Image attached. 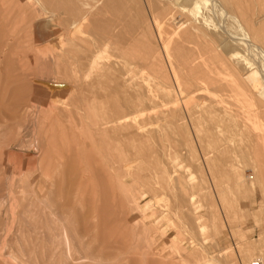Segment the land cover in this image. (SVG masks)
<instances>
[{
	"label": "rangeland",
	"instance_id": "obj_1",
	"mask_svg": "<svg viewBox=\"0 0 264 264\" xmlns=\"http://www.w3.org/2000/svg\"><path fill=\"white\" fill-rule=\"evenodd\" d=\"M42 1L0 0V264H264V152L254 145H259V142L249 135L251 131L264 133V119H259L254 129L242 126L240 135L236 138L231 136L234 139L227 144L231 142L229 146L236 149L231 156L212 155L214 158H206L201 150H209L215 144L222 145L224 137L229 135L221 134L222 131L225 133L224 127H220L223 125V106L215 101L212 109L208 106L203 111L192 109L188 105L186 89L187 82H195V77L186 76L184 82L175 83L167 57H164L165 53L158 44L159 22L154 21L152 16L171 10L172 6L173 10L177 8L179 13H185L192 0H150L151 3L148 0H125L127 2L121 5H117L116 0ZM198 5L194 9L201 7L206 14L204 25L207 28L218 26L216 32L225 30L237 34V29L228 25L227 14L224 17L220 15L223 12L217 5L209 0ZM122 12L124 15H121ZM82 13H85V18ZM217 15L223 18H217ZM78 16H83L88 23L68 40L67 32L75 27ZM51 18L54 24L52 21L48 23L47 28H51H46L47 32L33 26L34 20L41 23ZM131 21L136 23L131 24ZM55 30L57 33H54ZM55 35L59 40L53 37ZM140 37L144 42L149 41L153 47L152 54L165 62L161 63L160 70L166 80L161 79L158 70L155 73L141 69V76L140 68L129 62L128 57L131 58L134 53L130 43L135 38L141 41ZM228 38L219 44V48L227 42L230 45L237 43L229 42ZM74 53L78 54L83 64L72 60ZM91 54L96 58V66L90 69V85L76 81L74 87L72 71L79 73L82 68L85 71V60L91 58ZM22 56L25 58L23 61ZM103 65H109V69L102 68ZM130 65L137 72L139 69V74ZM257 66L264 76V64ZM127 67L132 69L130 74ZM124 70L127 75L123 74ZM143 72L149 75L143 76ZM136 74L140 79H148V84L151 80L150 85L156 81L158 84L153 83L152 88L142 79L138 81ZM120 75L123 76L122 81L117 78ZM127 76L134 80H129L128 85L123 84L125 78L129 79ZM166 82L168 86L164 84ZM137 85L141 86V90ZM155 86L157 91L154 96ZM135 88L139 92H135ZM158 91L160 94H157ZM145 92L154 97L150 96L151 103ZM139 93H142L141 97ZM134 98L135 101H132ZM141 98L143 103L139 102ZM131 104L139 106L131 108ZM188 109L191 112L185 111ZM162 110L165 111L163 114ZM103 112L114 115L124 112L125 116L132 118L127 116V122L125 119L119 121L120 127L110 132L116 150L113 160H117L121 151L123 154L127 152L125 158L126 154L130 156L126 158L127 171L121 168L107 171L92 165V150L100 141H87L84 127ZM160 112L166 119H162L163 122H159L162 118ZM194 117L202 125L194 124L197 121L191 123ZM177 118L180 120H175ZM211 118H214L215 125L216 122L218 124L213 126L218 144L213 134L212 137L204 134L209 124H213ZM129 119L134 122H129ZM209 120L211 123H208ZM190 123L196 127H191ZM122 125L129 127L127 129ZM141 128L144 136L141 135ZM137 129L140 130L137 132ZM193 129L195 134L198 131L196 138ZM129 130L131 134H128ZM200 136L205 139H199ZM86 149L91 151L88 157ZM164 171H172L170 177ZM78 172H85L82 182L78 180ZM96 173H99L98 177ZM189 193L194 195L190 203ZM127 212L131 215L128 216ZM198 215L203 216L200 222H193V217ZM199 224L204 226L202 230H199ZM64 229L69 236V250L64 244ZM147 237L154 240L152 246L146 241ZM60 248L62 251H58ZM152 248H156L155 251Z\"/></svg>",
	"mask_w": 264,
	"mask_h": 264
},
{
	"label": "bare ground",
	"instance_id": "obj_2",
	"mask_svg": "<svg viewBox=\"0 0 264 264\" xmlns=\"http://www.w3.org/2000/svg\"><path fill=\"white\" fill-rule=\"evenodd\" d=\"M23 1V0H22ZM45 0H43L42 2H44ZM131 1V0H130ZM150 3L151 1L148 0ZM147 1V2H148ZM177 1H181V0H177ZM205 0H192V2L188 5L187 7V12L185 13H179L177 10V8L175 10H173V6L170 7L171 10H164V13H161L160 14H155V16H152V18H154V21H158L159 24H158V41H159V45L161 46V48L163 49L165 55L164 57H167V60H168V63H169V66H170V72L172 74V76L174 77L175 79V83H180L181 81L184 80V78L187 76V77H191V76H194L195 77V82H187L188 83V87H187V91H188V105L194 109V108H199V110L201 109H206L205 107L208 106V108L210 109L211 106L215 105L213 103H216L215 101H219L221 102L222 106H223V117L221 118L222 119V123L223 125L221 124L220 127H224V131L225 133H222L221 134H226L228 133L229 135H226L224 137V143H222V145H214L212 146L209 150L208 149H204V150H201L203 151V155L207 158L209 156H214V155H218L220 157H228L229 155L231 156V153H233L234 148L230 147V143L229 145L227 144L229 141H232V138L231 136H235L236 138V135H238L239 133L241 134L242 132V126L243 127H248L250 126V128L252 127V129H254L253 127H256L257 123L259 124V119H264V76L261 75L259 73V70H258V64H264V0H209L210 3H212L213 5H217V8L220 9L221 12H223V14L219 13L218 10V14H220L221 16L223 15L224 17V14H227V18H228V25L229 26H232L234 27L235 29H237V34H230V32H226L224 30V32L222 31L221 33L220 32H216L215 31V28L217 27H213L212 29L211 28H207L205 25H204V22L206 20V14L203 13L201 7L199 9H201V11L198 9V8H195V5L199 4L200 3L202 4ZM117 2V3H116ZM116 4L117 5H121L123 2H127L125 0H116ZM135 2V1H133ZM132 2V4H133ZM148 2V3H149ZM170 2V1H169ZM208 2V1H207ZM45 3V2H44ZM72 3V2H71ZM138 3V2H137ZM161 3V2H160ZM47 4V3H46ZM54 4V3H53ZM63 4V3H62ZM73 4V3H72ZM111 4V3H110ZM109 4V5H110ZM115 4V5H116ZM168 4V3H167ZM171 4V3H170ZM48 5V4H47ZM46 5V6H47ZM65 5V3L63 4ZM74 5V4H73ZM198 5V6H199ZM211 5V4H210ZM75 6V5H74ZM137 6V5H136ZM135 6V8H136ZM201 6V5H200ZM71 7V6H70ZM118 7V6H117ZM150 7V6H149ZM166 7V6H165ZM169 7V6H168ZM175 7H178L175 6ZM197 7V6H196ZM214 7V6H213ZM44 10H45V7L43 6L42 7ZM111 8V7H110ZM138 8V6H137ZM167 8V7H166ZM165 8V9H166ZM215 8V7H214ZM216 8V9H217ZM2 9V8H1ZM139 9V8H138ZM212 9V8H211ZM7 10V9H6ZM5 10V11H6ZM141 10V9H139ZM151 10V9H150ZM29 11H32V10H29ZM118 11V10H117ZM135 11V9H134ZM138 11V10H137ZM137 11L135 13H137ZM179 11H180V8H179ZM182 11V10H181ZM186 11V10H185ZM213 11V9L211 10ZM125 12V11H124ZM139 12V11H138ZM46 13V12H45ZM157 13V12H156ZM22 14V12H21ZM25 14V13H24ZM29 14V13H28ZM85 14V13H84ZM82 13V15H84ZM153 14V13H152ZM151 14V15H152ZM27 14H25L24 17H26ZM121 15H124L123 12ZM141 18H143L144 16L141 14ZM218 17L217 18H220L222 19L219 15H217ZM24 17L21 19L22 22L24 20ZM135 17V16H133ZM136 17H137V14H136ZM216 17V16H215ZM31 18V17H30ZM77 18V17H76ZM84 18H85V15H84ZM83 18V16H78V18L76 19V22L75 23V27L72 29L71 27V30H69L67 33V36H72V34L77 33L78 32V29L80 27H83V26H86V24L88 22L87 19L85 21V19ZM138 19V18H136ZM157 19V20H155ZM216 19V18H215ZM225 19V18H224ZM26 20V19H25ZM131 20V19H130ZM134 20V18H133ZM31 21V20H30ZM52 21V18L51 19H45L43 20L41 23L40 22H37V20H34L32 23H33V26L37 29H44L46 32V28H47V25L48 23H50ZM136 21V20H135ZM226 21V20H224ZM8 22V20H7ZM28 22V21H27ZM143 22V20L141 21ZM30 23V22H29ZM51 23L54 24V22L52 21ZM50 23V24H51ZM56 23V22H55ZM58 23V21H57ZM134 21H131V24H133ZM136 23V22H135ZM134 23V24H135ZM140 23V22H139ZM28 24V23H27ZM156 24L155 27H157V23H154ZM207 24V23H205ZM224 24V23H223ZM2 26V23L0 24ZM72 25V24H71ZM94 26H97V24H93ZM99 25V24H98ZM148 25V24H147ZM210 25V23H209ZM218 25V24H217ZM221 26V24H219ZM225 25V24H224ZM32 26V27H33ZM226 26V25H225ZM33 27V29H34ZM27 28V27H26ZM51 28V27H50ZM49 28V29H50ZM221 28V27H220ZM227 29H230L228 27H226ZM48 29V28H47ZM48 29V30H49ZM61 28H59L60 30ZM223 29V28H222ZM233 29V28H232ZM234 29V30H235ZM30 30V29H29ZM220 30V29H219ZM12 31V30H11ZM56 31V30H55ZM62 31V30H60ZM221 31V30H220ZM230 31V30H229ZM232 31V30H231ZM34 32V30H33ZM65 32V33H66ZM157 32V31H156ZM54 33H57L54 32ZM233 33V32H231ZM27 34V33H26ZM136 34V33H135ZM140 34V33H139ZM145 34V33H144ZM223 34V35H222ZM74 35H77V34H74ZM73 35V36H74ZM142 35V34H141ZM27 36H29L27 34ZM65 36V37H67ZM145 36V35H144ZM33 37V36H32ZM55 39H58L59 40V37L57 35L53 36ZM112 37V36H110ZM138 37V36H136ZM229 37V38H228ZM74 38H78V37H74ZM139 38V37H138ZM141 38V37H140ZM223 39L222 41L220 39ZM229 39V42L231 41H234V42H237L235 45H230L228 44V42L226 44H224L221 48H219V44L222 43L224 40L226 39ZM68 40L70 39L67 38ZM136 40H133V43H130V45L132 46L131 49L134 50V53L131 55V58H129L128 56V59L129 62L131 64H133L136 67H139L140 68V71H141V76H142V70L141 69H148V72L149 70L152 71V72H155L156 71L159 73L160 77H162L161 79L164 78V80H166L165 78V75L162 74V70L161 69V58L158 59L156 55H153L152 54V50H153V47H151L149 45V41L147 42H144V40H142L141 38V41L138 40L137 38H135ZM149 39V38H148ZM147 39V40H148ZM72 40V39H71ZM231 40V41H230ZM75 41V39L73 40ZM129 42V41H128ZM127 42V44H128ZM149 42V43H148ZM114 43V42H113ZM155 46V42H153ZM224 43V42H223ZM133 44V45H132ZM151 44V43H150ZM234 44V43H233ZM126 45V44H125ZM129 45V46H130ZM158 45V46H159ZM156 46V48L158 47ZM160 48V49H161ZM161 49V50H162ZM156 50V49H155ZM154 50V51H155ZM153 51V52H154ZM24 53V52H23ZM19 54V53H18ZM254 54V55H253ZM17 55V54H15ZM23 55V54H22ZM119 55V54H118ZM14 56V55H13ZM20 56V55H19ZM34 56V55H33ZM123 56V55H122ZM130 56V55H129ZM163 56V55H162ZM15 57V56H14ZM91 58H87V60H85V71L83 70V68L81 70H79V73H76L75 71H72V78L74 81H72V85L74 86L73 83H76V81H80L83 85L85 86H89L90 85V82H89V76H90V69L94 68L96 66V63H95V59L94 58V55L91 54L90 56ZM163 57V58H164ZM20 58V57H19ZM22 61L25 59L23 56H22ZM35 58V57H34ZM17 59H18V56H17ZM126 59V58H125ZM72 60L75 62V61H78V63L80 62L79 58H78V54H75L74 53V56L72 58ZM133 62H132V61ZM161 60V61H160ZM128 61V60H126ZM125 61V62H126ZM127 62V64L129 63ZM81 64H83V61L80 62ZM165 63V62H164ZM163 63V64H164ZM77 64V62H76ZM110 65V64H109ZM109 65H103L102 68L104 67V69H109ZM124 65V64H123ZM112 66V65H111ZM129 66V65H128ZM132 66L130 65V68ZM167 66L165 65L164 68H166ZM111 68V67H110ZM133 68V67H132ZM134 69V71H136ZM262 68V67H261ZM122 69V72H123V68H120ZM125 69V68H124ZM128 69V67H127ZM169 69V68H167ZM87 70V71H86ZM129 70V69H128ZM125 73L123 74H130V71H132V69H130L127 73L126 70H124ZM139 69H138V72H140ZM147 71V70H146ZM145 71V72H146ZM120 72V71H119ZM118 72V73H119ZM137 72V71H136ZM137 72V73H138ZM169 72V73H170ZM121 73V72H120ZM157 73V74H158ZM132 74V73H131ZM139 74V73H138ZM136 74V78L137 75ZM144 72H143V76H144ZM154 74V73H153ZM156 74V75H157ZM170 74V75H171ZM122 75V74H121ZM121 75L119 77H117L118 79L120 78L121 81H122V78L123 76L121 77ZM146 75H149L148 73L145 74ZM151 75V74H150ZM155 75V78H157ZM158 76V75H157ZM168 76V75H167ZM171 76V77H172ZM128 78L130 76H127ZM159 77V76H158ZM170 77V78H171ZM172 77V78H173ZM134 78V77H132ZM131 78V79H132ZM150 78V77H148ZM7 79V78H6ZM91 79V78H90ZM117 79V80H118ZM140 77L137 79L138 81H140L141 79ZM144 79V78H143ZM142 79V80H143ZM145 79H147V77H145ZM152 79V78H150ZM154 79V78H153ZM159 79V78H158ZM186 79V78H185ZM130 78L127 80L125 78V80L123 81H126L125 83L123 82V84H127L130 82V81H134V80H130ZM148 80V79H147ZM146 80V81H147ZM160 80V79H159ZM163 80V81H164ZM187 80V79H186ZM145 82V84L148 82H146L145 80H143ZM141 81V82H143ZM155 81V80H154ZM162 81V80H161ZM160 81V82H161ZM168 81V80H167ZM131 82V83H132ZM172 82V80H171ZM170 82V84H171ZM174 82V81H173ZM184 82V81H183ZM118 83V82H117ZM122 83V82H121ZM130 83V85H131ZM137 83V82H136ZM151 83V80L149 82L148 85H150ZM154 82H152V85H153ZM155 83L158 84V82L156 81ZM154 83V84H155ZM186 83V82H185ZM133 84V83H132ZM143 83V85H145ZM163 84V83H161ZM166 86L169 85V83L167 84L164 83ZM163 84V85H164ZM121 85V84H120ZM126 85V86H127ZM150 85V86H152ZM117 88H119L118 84H116ZM122 88H123V85H121ZM140 86V85H137V87ZM158 86V85H157ZM162 86V85H161ZM75 87V86H74ZM125 87V86H124ZM128 87V86H127ZM126 87V88H127ZM130 87V86H129ZM133 89H134V86H132ZM147 87V86H146ZM140 88L141 90V86L138 87ZM148 88V87H147ZM153 88V86H152ZM156 88V86H155ZM153 89V95L155 96V92L157 91V88L156 89ZM116 89V88H115ZM120 89V88H119ZM118 89V90H119ZM131 89V88H130ZM132 89V90H133ZM136 89V88H135ZM145 89V88H143ZM161 89V88H160ZM164 89V88H162ZM124 89H122L123 91ZM137 90V89H136ZM139 90V89H138ZM135 91V92H139V91ZM150 90V88H149ZM148 90V92H149ZM152 90V89H151ZM156 90V91H155ZM145 91V90H144ZM161 91V90H160ZM160 91H158L159 93L157 94H160ZM146 93V92H145ZM140 97H141V94L142 93H139ZM148 93H146L147 95ZM151 94V93H150ZM148 96V95H147ZM146 96V97H147ZM153 97L152 95H149L148 98ZM159 96V95H158ZM139 97V98H140ZM157 97V96H156ZM179 97V96H178ZM145 98V97H144ZM148 98H145V99H148ZM154 98V97H153ZM174 99V97H172ZM131 101V100H130ZM132 101H135V98L134 100ZM138 101V100H136ZM142 102V98L141 100H139V102ZM147 101V100H146ZM152 99L150 100L149 103H151ZM156 101V100H155ZM154 101V102H155ZM171 101V100H170ZM125 102V100H124ZM169 102V101H168ZM180 102V101H178ZM126 103L128 104V100L126 101ZM137 103V102H136ZM143 103V102H142ZM163 103V101L161 102ZM218 103V102H217ZM164 104H165V101H164ZM166 104H167V101H166ZM182 104V103H181ZM212 104V105H211ZM176 105V104H175ZM174 105V107H176ZM183 105V104H182ZM129 106V105H128ZM133 104H131V108H132ZM137 106L139 105H134L133 107L134 108H137ZM170 106V105H169ZM164 107V106H163ZM161 107V109L163 108ZM173 107V106H172ZM126 108H128L126 106ZM159 108H160V105H159ZM177 108V107H176ZM184 108V107H183ZM207 108V109H208ZM167 109V108H166ZM178 109V108H177ZM187 109V108H185ZM212 109V107H211ZM122 110V109H120ZM119 110V111H120ZM133 110H136V109H133ZM132 110V111H133ZM169 110V109H167ZM125 111V110H124ZM175 111V110H174ZM183 111V110H182ZM187 112H189L190 110H185ZM203 111V110H202ZM212 111V110H211ZM165 111L162 110V114L164 113ZM191 112V111H190ZM97 113V112H96ZM124 112H122L121 114L119 115H114V114H111V113H107V112H103L102 114L96 116V117H93L92 119V122L90 124H86L85 127H84V134L85 135V139L87 141H94V142H97V141H100L99 143L97 142L96 143V146H95V149H93V157L91 156V162H92V165H95L96 167H101L107 171H111L112 169L114 168H121V169H126V167L128 166V160L126 159L127 157H130L126 154V158H125V152L123 154V152H119L120 150H118V157H117V160L114 161L113 158H112V155H115L113 154V152L115 151L116 153V150L114 148V146L112 144H114V142L111 141L110 139V132H112L114 129H116L119 125V121H124V119L128 116H125V114H123ZM137 113V112H136ZM168 113V111L166 112ZM204 113V112H203ZM129 114V113H128ZM172 114V113H171ZM207 114V112H206ZM206 114H203V115H206ZM95 115V114H94ZM168 115V118L170 117L169 114ZM174 115V114H172ZM171 115V116H172ZM216 115V114H215ZM135 116V115H134ZM160 116H161V112H160ZM175 116V115H174ZM172 116V117H174ZM190 116V114H189ZM207 116H209L207 114ZM131 116H128V118ZM133 117V115H132ZM162 118L160 119V117L158 118V120L160 119L159 122H163V116H161ZM166 118V116H164ZM171 117V119H172ZM199 117V116H198ZM212 117V115H211ZM135 118V117H133ZM183 118V117H182ZM215 118V117H214ZM214 118H211V122L213 121ZM129 119V122L131 121ZM163 119V120H162ZM171 119H170V122H171ZM190 121H191V118H189ZM194 119L193 122L191 123H194L196 119V117L192 118ZM205 119V118H204ZM128 120V119H127ZM166 120V119H165ZM164 120V121H165ZM173 120V119H172ZM175 120H180L179 118L175 119ZM216 121H218V119L215 118ZM122 121V122H123ZM133 121V120H132ZM131 121V123H132ZM169 121V120H167ZM201 121V119H200ZM208 121V119H207ZM261 121V120H260ZM120 122V123H122ZM125 122L126 119H125ZM134 122V121H133ZM136 122V121H135ZM138 122V121H137ZM136 122V123H137ZM141 122V121H140ZM169 122V123H170ZM173 122V121H172ZM177 122V121H176ZM175 122V123H176ZM182 122V121H180ZM179 122V124H180ZM205 121H203L204 123ZM210 120L208 123H211ZM221 122V120L219 121ZM166 123V122H165ZM168 123V122H167ZM174 123V122H173ZM190 123V125H191ZM197 122H195L194 124H197ZM202 123V122H201ZM200 123V124H201ZM264 123V122H263ZM123 124V123H122ZM127 124V123H125ZM135 124V123H134ZM133 124V125H134ZM171 124V123H170ZM178 124V122H177ZM193 124V125H194ZM199 124V123H198ZM199 124V125H200ZM53 125V124H52ZM121 125V124H120ZM131 125V124H130ZM141 125V123L139 124ZM144 125V123H143ZM142 125V127L144 128V126ZM182 125V124H181ZM180 125V126H181ZM191 125V127L193 126ZM202 125V124H201ZM215 125L214 121H213V124L210 126H208L207 129L206 126L204 130V134L205 135H211L212 137V134H213V126ZM217 122H216V125L217 126ZM122 126H126V125H122ZM128 126V125H127ZM127 126L125 128H127ZM135 126V125H134ZM179 126V127H180ZM195 126V125H194ZM204 126V125H203ZM120 127V126H119ZM118 127V128H119ZM129 127V126H128ZM131 127V126H130ZM138 127V126H137ZM136 127V128H137ZM141 127V126H139ZM182 127V126H181ZM180 127V128H181ZM196 127V126H195ZM241 127V128H240ZM258 127V126H257ZM124 128V130H125ZM186 128V127H185ZM249 128V127H248ZM128 129V128H127ZM126 129V130H127ZM130 129V128H129ZM133 128H131V131H132ZM196 129V128H195ZM220 130L222 128H219ZM235 129H237L236 131H234ZM251 129V130H252ZM257 129V128H255ZM259 129V128H258ZM257 129V130H258ZM120 130V129H118ZM123 130V129H122ZM136 130V129H135ZM138 130L140 129H137V132ZM145 130V129H144ZM143 130V131H144ZM181 130V129H179ZM197 130V129H196ZM215 130V129H214ZM218 130V129H217ZM249 130V129H248ZM130 131V130H129ZM128 132V134H131L132 132ZM188 132V129L186 130ZM194 131V129H193ZM243 131H245V129H243ZM256 131V130H255ZM145 132V131H144ZM198 132V131H197ZM196 132L195 134V131H194V135H195V138H196V135H198ZM220 133V131H218ZM51 133V132H50ZM125 133V132H124ZM140 133V132H139ZM141 133H142V128H141ZM178 133H180L178 131ZM177 133V134H178ZM217 133V132H216ZM114 134V133H112ZM200 134V133H199ZM231 134V135H230ZM239 134V135H240ZM118 135V134H116ZM125 135V134H124ZM134 135H136V133H134ZM133 135V136H134ZM138 135V133H137ZM136 135V136H137ZM140 135V134H139ZM141 135H145L144 133H142ZM214 136L217 135V134H213ZM243 135V134H242ZM246 135V134H245ZM251 135L252 137H254L258 142H259V145L256 143L254 145H257L256 147L258 149H260V151H263L264 152V133H260V132H257L254 133L251 131ZM122 136V135H120ZM127 136V135H126ZM131 136V135H129ZM127 136V137H129ZM190 136V135H189ZM213 136V137H214ZM233 136V137H234ZM84 137V136H83ZM117 137V136H116ZM135 137V136H134ZM133 137V138H134ZM142 137V136H140ZM216 137V138H215ZM214 139H216V143H217V136H215ZM246 139H247V136H245ZM250 137V136H249ZM248 137V138H249ZM113 138H115V136H113ZM130 138V137H129ZM137 138V137H136ZM202 137L200 136L199 139H201ZM251 138V137H250ZM116 139V138H115ZM123 139V138H122ZM121 139V140H122ZM135 139V138H134ZM202 139H205V138H202ZM245 139V138H244ZM245 139V140H246ZM129 140V139H128ZM183 140V139H182ZM192 140V139H191ZM210 140H212L210 138ZM236 140V139H235ZM248 140V139H247ZM251 140V139H250ZM115 141H118V140H115ZM123 141V140H122ZM124 141L126 142L127 140L124 139ZM139 141V140H138ZM180 141V140H179ZM205 141V140H204ZM237 141V140H236ZM241 141V139L239 140ZM132 141L130 140V143ZM200 142V141H199ZM203 142V141H201ZM252 142V141H251ZM116 143V142H115ZM211 144V142H209ZM122 145V143H120ZM191 145L193 143H190ZM199 144V143H198ZM218 144V143H217ZM68 145V144H67ZM94 145V144H93ZM118 145V144H116ZM205 145V144H204ZM133 146V145H131ZM208 146V145H207ZM68 147V146H67ZM139 147V146H138ZM250 147V146H249ZM253 148V145L251 146ZM134 148V146H133ZM202 148V147H200ZM247 148V147H245ZM255 148V147H254ZM256 148V149H257ZM41 150V149H40ZM87 150V149H86ZM140 151V149H138ZM90 151V150H89ZM87 150V155H89L91 153V151L89 152ZM189 151V150H188ZM86 152V151H85ZM138 152V151H136ZM258 152V151H257ZM154 153V152H153ZM197 153V152H196ZM138 154V153H137ZM172 154V153H171ZM245 154V153H244ZM85 155V154H84ZM178 155V154H177ZM194 155V154H193ZM200 155V154H199ZM170 156V155H169ZM180 156V155H179ZM183 156V155H182ZM212 156V157H213ZM83 157V156H82ZM88 157V156H87ZM174 158H176L175 156H173ZM197 157V156H196ZM216 157V156H215ZM86 158V157H85ZM214 158V157H213ZM129 159V158H128ZM256 159V158H255ZM87 160V159H85ZM131 161V158L129 159ZM215 160V159H213ZM42 161H44L42 159ZM88 161V160H87ZM86 161V162H87ZM89 162V161H88ZM216 162V160H215ZM230 162V161H229ZM90 165V164H89ZM207 165H208V162H207ZM41 166V165H40ZM85 166H87V164H85ZM203 166V165H202ZM88 167V166H87ZM85 167V169L87 168ZM91 167V166H90ZM129 167V166H128ZM160 168L162 166H159ZM173 169H174V166H172ZM200 167V166H199ZM84 167L82 166V169ZM163 168V167H162ZM90 170V168H88ZM97 169V168H96ZM172 169V168H171ZM129 170V169H128ZM177 169H175L176 171ZM98 171V170H97ZM95 170V172H97ZM103 171V170H102ZM127 171V169H126ZM173 171V170H172ZM170 171L169 173L171 174ZM91 172H94V171H90ZM83 173L85 172H78V180L80 182H82V175ZM127 173V172H126ZM130 173V172H129ZM128 173V174H129ZM163 173V171H162ZM169 173H165L164 171V174H168ZM178 172H176L177 174ZM98 174L99 173H96L97 177H98ZM104 174V173H103ZM109 174V173H108ZM46 175V174H45ZM86 175H87V172H86ZM106 175V174H105ZM113 175V174H112ZM130 175V174H129ZM167 175V176H168ZM178 175V174H177ZM100 176V175H99ZM161 176V175H160ZM163 176V175H162ZM166 176V177H167ZM46 177V176H45ZM109 177V176H108ZM121 177V176H120ZM165 177V176H164ZM170 177V175H169ZM172 177V176H171ZM175 177V176H174ZM180 177V176H179ZM113 178V176H112ZM158 178V177H157ZM163 178V177H162ZM100 179H101V176H100ZM107 179V177H106ZM110 179V178H108ZM177 179V178H176ZM158 180V179H157ZM156 180V182H157ZM162 181L164 179H161ZM169 180V179H167ZM166 180V181H167ZM173 179L171 178V181ZM84 181H87L84 180ZM110 181V180H109ZM112 181V180H111ZM121 181V180H120ZM160 181V180H159ZM158 181V182H159ZM74 182V181H73ZM91 182V181H90ZM161 182V181H160ZM113 183V182H112ZM176 183V181H175ZM91 184V183H90ZM109 185V183H107ZM114 184V183H113ZM112 184V186H113ZM173 184V182H172ZM154 185V184H153ZM157 185L160 186V184L158 183ZM156 185V187H157ZM189 185V184H188ZM187 185V186H188ZM178 186H180V184H178ZM191 186V185H190ZM109 187V186H108ZM117 187V186H116ZM181 187V186H180ZM195 187V186H193ZM67 188V187H66ZM153 188V186L151 187ZM178 188V187H177ZM182 188V187H181ZM180 188V189H181ZM189 188V186H188ZM187 187H185V189H188ZM105 189V188H104ZM150 189V188H149ZM179 189V188H178ZM184 189V190H185ZM80 190V189H79ZM106 190V189H105ZM114 190V188H113ZM112 190V191H113ZM126 190V189H125ZM182 190V189H181ZM78 191V190H77ZM82 191V190H81ZM111 191V193H112ZM151 191V190H150ZM186 191V190H185ZM103 192V191H102ZM147 192V191H146ZM80 193V192H78ZM182 193H183V190H182ZM192 193V192H191ZM189 193L190 195L188 196L187 194V197H188V202H192L194 200V195ZM104 194V192H103ZM102 194V195H103ZM127 194V193H126ZM131 194V193H130ZM149 194V193H148ZM151 194V193H150ZM149 194V195H150ZM132 195V194H131ZM147 195V194H146ZM184 195V194H183ZM78 196V195H77ZM76 196V197H77ZM81 196V194H80ZM130 196V195H129ZM142 196L144 197V193H142ZM133 197V196H132ZM149 197V196H148ZM68 198V196H67ZM75 198V197H74ZM105 198V197H104ZM113 198H114V195H113ZM156 198V197H155ZM106 199V198H105ZM129 199V198H128ZM143 199V198H142ZM153 199V198H151ZM79 200V199H78ZM76 200V201H78ZM125 200V199H124ZM80 201V200H79ZM103 201V200H102ZM108 201V200H107ZM131 201V200H130ZM154 201V200H153ZM106 202V200H105ZM127 203V202H125ZM133 203V202H132ZM131 203V204H132ZM126 205V204H125ZM127 206V205H126ZM131 206V205H129ZM128 208V207H127ZM177 208V207H176ZM184 208V206L182 207ZM191 208V207H190ZM122 209V208H121ZM123 210V209H122ZM135 210V209H134ZM120 211V210H119ZM129 211V210H127ZM51 212V211H50ZM49 212V213H50ZM111 212V211H110ZM135 212V211H134ZM112 213V212H111ZM128 213V212H127ZM52 214V212L50 213V215ZM110 215V214H108ZM127 215V214H126ZM131 213L129 212L128 213V216H130ZM109 216H107L108 218ZM201 215H198V216H195L193 217V222L195 223H199L200 222V219H201ZM52 220H53V217H51ZM55 218V217H54ZM190 219V218H189ZM109 220V219H108ZM54 221V220H53ZM187 221V220H186ZM53 223V222H52ZM55 223V222H54ZM59 224L63 225L62 223L59 222ZM66 224V223H65ZM54 226V225H53ZM55 227V226H54ZM199 230H202V228L204 227L202 224H199ZM35 228V227H34ZM60 229V227H57ZM63 228V227H62ZM66 228V226H65ZM50 229V228H49ZM54 230V228H53ZM56 231L58 229H55ZM50 232V231H49ZM58 232H60L58 230ZM57 232V233H58ZM264 233V232H263ZM61 234V233H60ZM59 235V234H57ZM56 235V236H57ZM62 235V234H61ZM60 236V235H59ZM63 237H64V244L65 246L67 247V249L69 250L70 248V243H69V240H68V237H67V233H66V230L64 229V233H63ZM55 238V237H54ZM58 239V238H57ZM60 239V238H59ZM63 239V238H61ZM60 239V240H61ZM51 241V240H50ZM59 241V240H58ZM151 246L153 245V242L154 240L151 239V237H147V240ZM194 241V240H193ZM53 242V241H52ZM51 242H49L50 244ZM62 244V242H61ZM59 244V245H61ZM196 244L198 245V243L196 242ZM200 244V243H199ZM80 245V243H79ZM78 245V246H79ZM53 246V245H52ZM51 246V247H52ZM64 246V245H63ZM63 246H60L63 248ZM192 246V245H191ZM65 247V248H66ZM155 247V246H154ZM240 247V246H239ZM56 248V247H55ZM58 248V246H57ZM62 248H60L58 251H62ZM64 249V248H63ZM153 249V248H152ZM156 249V248H155ZM155 249H153L155 251ZM186 249V248H185ZM67 250V251H68ZM57 251V252H58ZM66 251V250H65ZM74 251V250H73ZM153 251V252H154ZM49 252V251H48ZM56 252V254H57ZM70 252V251H69ZM68 252V253H69ZM225 253V252H222V254ZM63 254V252H62ZM221 254V253H220ZM30 255V254H29ZM72 255V254H71ZM74 255V254H73ZM217 255L219 256V251L217 252ZM55 256V255H54ZM58 256V254H57ZM60 256H61V253H60ZM65 256V255H64ZM62 257L63 259L65 257ZM17 257V256H15ZM85 257V256H84ZM58 258V257H57ZM61 258V257H60ZM71 258V257H70ZM69 258V259H70ZM49 259V258H48ZM54 260L56 259L53 258ZM78 259V258H77ZM30 260V259H28ZM60 260V259H59ZM71 260V259H70ZM84 260V259H83ZM86 260V259H85ZM144 260V259H143ZM19 261V260H18ZM66 261V260H65ZM68 261V260H67ZM73 261V260H71ZM48 262V261H47ZM78 262V261H77ZM26 263V262H25ZM52 263V262H51ZM80 263V262H78ZM254 263V262H253ZM14 264V263H12ZM22 264V262L20 263ZM34 264V263H32ZM50 264V263H49ZM61 264V262H60ZM63 264V263H62Z\"/></svg>",
	"mask_w": 264,
	"mask_h": 264
}]
</instances>
